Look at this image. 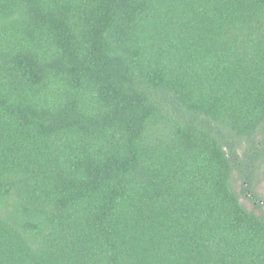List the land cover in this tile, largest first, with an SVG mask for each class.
Instances as JSON below:
<instances>
[{
  "label": "trees",
  "instance_id": "16d2710c",
  "mask_svg": "<svg viewBox=\"0 0 264 264\" xmlns=\"http://www.w3.org/2000/svg\"><path fill=\"white\" fill-rule=\"evenodd\" d=\"M262 162L264 0H0V264H264Z\"/></svg>",
  "mask_w": 264,
  "mask_h": 264
},
{
  "label": "rangeland",
  "instance_id": "374dc122",
  "mask_svg": "<svg viewBox=\"0 0 264 264\" xmlns=\"http://www.w3.org/2000/svg\"><path fill=\"white\" fill-rule=\"evenodd\" d=\"M256 184L254 186V190L257 193V195L264 199V162H262L259 167L256 170ZM240 189V182H236V190L239 191ZM240 202L246 206L248 209H253V206L251 205L250 201L245 199L244 197L240 196Z\"/></svg>",
  "mask_w": 264,
  "mask_h": 264
}]
</instances>
